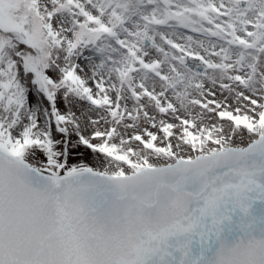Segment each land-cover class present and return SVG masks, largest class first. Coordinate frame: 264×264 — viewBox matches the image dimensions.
<instances>
[{
  "label": "snow or ice",
  "instance_id": "obj_1",
  "mask_svg": "<svg viewBox=\"0 0 264 264\" xmlns=\"http://www.w3.org/2000/svg\"><path fill=\"white\" fill-rule=\"evenodd\" d=\"M0 264H264V0H0Z\"/></svg>",
  "mask_w": 264,
  "mask_h": 264
}]
</instances>
